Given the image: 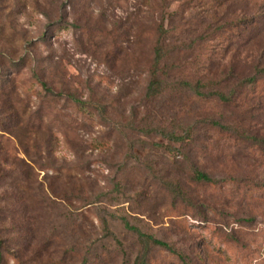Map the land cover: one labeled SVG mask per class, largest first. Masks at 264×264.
<instances>
[{
	"label": "rangeland",
	"instance_id": "rangeland-1",
	"mask_svg": "<svg viewBox=\"0 0 264 264\" xmlns=\"http://www.w3.org/2000/svg\"><path fill=\"white\" fill-rule=\"evenodd\" d=\"M0 264H264V0H0Z\"/></svg>",
	"mask_w": 264,
	"mask_h": 264
},
{
	"label": "trees",
	"instance_id": "trees-1",
	"mask_svg": "<svg viewBox=\"0 0 264 264\" xmlns=\"http://www.w3.org/2000/svg\"><path fill=\"white\" fill-rule=\"evenodd\" d=\"M157 31L160 32V38L154 48V65L152 66V70H151L152 81L148 87V95L150 96H156L159 94V84H161V81L159 80V72H158L159 64L164 59V57H166L165 56L166 51H165V46H164L166 29H165L164 23L157 27ZM43 83H44V86L48 89V83L47 82H43ZM218 94L221 98L228 99L227 96H225L222 92H219ZM70 96L73 98L74 101L78 102L79 104L83 103V101L79 100L74 95L71 94ZM196 178L202 181L212 180L208 174L202 171H198V170L196 171ZM125 224L128 228L135 229L136 231H138L140 237L150 240L153 243L166 247L170 250H173V248L170 246L169 243L156 239L151 235H146L142 233L138 228L131 226L128 221H126Z\"/></svg>",
	"mask_w": 264,
	"mask_h": 264
}]
</instances>
